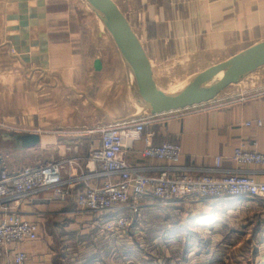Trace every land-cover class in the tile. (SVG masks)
Here are the masks:
<instances>
[{
    "label": "crops",
    "instance_id": "crops-1",
    "mask_svg": "<svg viewBox=\"0 0 264 264\" xmlns=\"http://www.w3.org/2000/svg\"><path fill=\"white\" fill-rule=\"evenodd\" d=\"M114 1L140 39L157 85L168 94L178 82H191L264 41V0ZM241 80L199 107L152 114L139 100L113 36L84 0H0V172L65 158L75 143H82L79 154H87L90 145L101 144L98 127L132 117L146 122L144 133L153 132V144L181 145L183 165L208 166L222 156L225 168H235L231 156L239 143L264 152V65ZM28 133L38 134L39 142L27 146ZM145 145L144 138L135 143L128 153L131 164H149L138 154ZM77 192L66 202L47 191L21 202L17 212L39 225V239L5 247L0 264H13L21 250L28 264H59L61 249L68 264H116L107 248L131 237L106 230V223L122 212L82 213ZM202 206L209 210H197ZM173 208L190 213L186 224L194 230H210L204 233L209 240L227 243L212 248L208 258L194 248L188 264H239L234 255L250 254L263 264L264 200H180ZM123 211L131 218L128 208ZM241 238L255 247L240 249L235 240ZM161 252L157 263L181 264L170 251ZM130 259L139 262L137 256Z\"/></svg>",
    "mask_w": 264,
    "mask_h": 264
},
{
    "label": "built area",
    "instance_id": "built-area-1",
    "mask_svg": "<svg viewBox=\"0 0 264 264\" xmlns=\"http://www.w3.org/2000/svg\"><path fill=\"white\" fill-rule=\"evenodd\" d=\"M256 123L262 125L260 120ZM145 124L137 117L110 122L98 127L101 144L90 145L87 154H79L82 143H75L68 148L70 154L61 160L13 174L1 171L0 256L13 243L39 239V225L23 219L16 207L42 191L66 202L78 190L75 201L82 213L122 212L106 223V230L121 236L128 235L129 226L139 219L147 197L169 206L188 197L264 199V152L247 149L239 143L231 156L235 168H225L222 156H216L208 166L196 162L183 165L181 145L153 144V132L145 134ZM250 124L246 122L247 126ZM143 138L146 145L138 154L149 164L133 165L128 153ZM155 161L164 164L156 165ZM127 208L131 218L123 213ZM53 243L51 240L50 244ZM28 261V253L21 250L15 253L13 264H28Z\"/></svg>",
    "mask_w": 264,
    "mask_h": 264
},
{
    "label": "water",
    "instance_id": "water-1",
    "mask_svg": "<svg viewBox=\"0 0 264 264\" xmlns=\"http://www.w3.org/2000/svg\"><path fill=\"white\" fill-rule=\"evenodd\" d=\"M86 1L113 36L132 69L139 93L145 98L146 105L151 107L152 114L173 112L208 102L228 86L264 65V41H261L203 71L179 93L168 94L157 85L146 51L118 4L114 0ZM218 74H222L221 77L210 86L205 85ZM24 137L27 146L39 142V135L36 133H28Z\"/></svg>",
    "mask_w": 264,
    "mask_h": 264
},
{
    "label": "trees",
    "instance_id": "trees-1",
    "mask_svg": "<svg viewBox=\"0 0 264 264\" xmlns=\"http://www.w3.org/2000/svg\"><path fill=\"white\" fill-rule=\"evenodd\" d=\"M158 217L160 218L158 222L154 221L156 220L154 218L150 220L151 222L149 227L147 229L144 228V235H142L141 239L139 238L141 235H139L140 227L138 226V219L134 221L129 226L128 235H126L131 237V239L126 238L120 245L107 248L108 256H111L110 258L113 257L112 262L115 261L114 263L116 264H159L156 260V255H160L162 253L161 247H158L159 244L162 246H169L171 253H173L174 256L176 255L175 257H177V260H179L181 264H188V254L194 248H196L199 252H205L206 256L204 257L208 258L210 250L213 246L209 239L203 240L201 235L197 233L192 234L189 231L188 226L184 225V227H182L180 224L177 225L176 223H173L175 227L173 226L174 229L171 230V233L166 226L164 227L163 217ZM92 232L96 233V231ZM175 236H178V238L174 239ZM172 244H174V246L176 245V247H179L180 249L175 250L176 247L172 248ZM143 253L148 254V258H144L142 256ZM132 255L137 256L139 262L130 261ZM59 256L62 258L59 264H68L64 259L65 252L63 249L59 251ZM59 256L57 255V257ZM96 257L97 254L91 257L90 260H94ZM107 264L113 263L108 262Z\"/></svg>",
    "mask_w": 264,
    "mask_h": 264
},
{
    "label": "rangeland",
    "instance_id": "rangeland-1",
    "mask_svg": "<svg viewBox=\"0 0 264 264\" xmlns=\"http://www.w3.org/2000/svg\"><path fill=\"white\" fill-rule=\"evenodd\" d=\"M84 1L88 4V2L86 0H84ZM89 7L92 10V15H95V17H97V19L100 18L99 15L94 11V9H92V7L90 5H89ZM100 20H101V18H100ZM245 77L246 76H244L242 79H245ZM182 83L183 82H181L180 84H182ZM180 84L178 82L175 87L179 86ZM96 85L97 84H95L94 87H96ZM133 85L135 86L136 90L139 93L137 83L136 82H133ZM229 87H231V86H228L227 89H229ZM227 89L223 90L222 91V94H225L228 91ZM192 109H194V108H192ZM83 130H84V127L81 128V131L80 132H83ZM61 159H63V158H61ZM61 159H59V160H61ZM194 199L195 198H193V197H188V198L183 199V200H185V201H190V200L193 201ZM260 200H264V199L262 198ZM146 201H147V203H146ZM204 201H206V200H204ZM144 202L145 203H144L143 206H147V205H150V206L147 207V208H145V207L141 208L140 217L138 219V222H139L138 226L140 227V229H139V235H141V236H139L140 239L142 238V235H144V228L147 229L149 227V224L151 222L150 220H152L153 218L156 219V220H154L156 222H158L160 220V218L158 216L163 217V225H164V227L166 226V228L169 230V232H171V230L174 229L173 228V226H174L173 223H176L177 225L180 224V223H182L180 225L182 227H184V225L185 226H188L189 227V230H191V229L194 230L195 229L192 226H189L188 224H186L187 221L190 220V218H189L190 213H187V215H184V214L181 213L182 212L181 209L180 210L174 209V208L172 209L173 205H171L172 207L169 206V205H164L162 202H160V200H157V199L152 198V197L145 198L144 199ZM159 207H161V208H159ZM197 210H200L201 212L202 211L204 212V211L209 210V209L207 207H205V206H202L201 208H199ZM123 212H126V211H123ZM196 229H198V230H194L195 233L201 235L203 240L204 239L205 240L208 239L207 238L208 236H206L207 234L205 235L204 233H209L210 234V230H208V231L206 230L207 232H203L202 230H200V228H196ZM176 238H178V236H175L174 237V239H176ZM215 241H211L212 242V245H213L212 248H220V247L225 248V247H227L226 246L227 243H225L224 240H220V239L218 240L217 239ZM219 242H221L222 244H219ZM235 242H236V246H238L242 250L243 249L245 250V249H248V248L255 247V246H253V244H251L250 242H248L246 238H244V239L241 238L240 240H235ZM228 244H232V243L230 241H228ZM229 246H234V243H233V245H229ZM158 247H161V250H168V251L171 252V249H170L169 246H162V245L159 244ZM175 247H176V245L174 246V244H172V248H175ZM177 249H180V248L179 247H176L175 250H177ZM236 258H237V260H236ZM233 259L235 261H237L239 264H260V260H261L260 257H256L255 255L252 256V254H250L249 257H247V256H235L234 255L233 256ZM263 264H264V262H263Z\"/></svg>",
    "mask_w": 264,
    "mask_h": 264
},
{
    "label": "bare ground",
    "instance_id": "bare-ground-1",
    "mask_svg": "<svg viewBox=\"0 0 264 264\" xmlns=\"http://www.w3.org/2000/svg\"><path fill=\"white\" fill-rule=\"evenodd\" d=\"M99 19H100V18H99ZM101 22H102V21H101ZM102 23H103V22H102ZM129 74H130V77L132 78V82H136L135 75H134L132 69L130 68V66H129ZM221 75H222V74H218L217 76L214 77L213 80L207 82L205 85H206V86H210V85L213 83V81L216 80V79H218L219 77H221ZM181 81H182V80H181ZM185 81H186V82H183V83L180 84L179 86L173 88L174 91H170V93H172V94L175 95V94L179 93L180 91H182V90H183V89H184V88L190 83V79L188 78V79L185 80ZM137 95H138V98H139V100L141 101V103H142L143 105H145L147 109L150 110L151 107L146 105V102H145L146 100H145V98L143 97V95L140 94V93H137ZM150 111H151V110H150Z\"/></svg>",
    "mask_w": 264,
    "mask_h": 264
}]
</instances>
